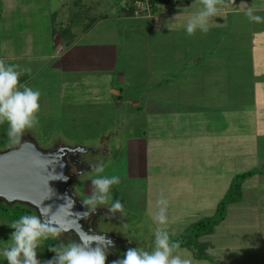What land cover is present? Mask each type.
<instances>
[{
  "label": "crops",
  "instance_id": "crops-1",
  "mask_svg": "<svg viewBox=\"0 0 264 264\" xmlns=\"http://www.w3.org/2000/svg\"><path fill=\"white\" fill-rule=\"evenodd\" d=\"M76 1L58 0L56 7L48 6L44 28L37 25L36 18L31 19L29 27L24 24L17 43L24 51L19 56L23 61L45 62L36 72L46 69L51 95L59 102L66 99L76 105L74 109L88 105L94 110L112 104L114 111L131 112L127 121L138 112H145L147 121L149 117L207 112L214 134L224 137H244L250 124L258 125L260 115L264 120V0H242L241 7H235L234 0H221L216 5L217 14L207 18V32L198 24L205 11L202 0H156L152 18L133 17L126 9L127 0ZM36 9L46 7H33L30 1L22 3L24 16ZM250 9L252 16L262 17L261 22L249 18L246 13ZM234 11L242 15L241 27L238 22L230 23ZM72 12H81L73 25ZM189 22L197 23L193 35L187 33ZM234 30L240 37L242 34L247 57L239 65L243 67V82L253 96V106H241L242 112H230ZM19 78H25L19 90L25 85L39 90L30 71L24 70ZM169 123L166 126L170 127ZM166 132L172 133L169 129ZM201 139L194 141L202 143ZM108 141L103 136L101 143L107 145ZM226 157L228 161L230 154ZM226 176L235 177L227 170ZM262 191L264 174L257 173L243 182L241 199L228 207L226 217L212 233L202 237L211 257L198 259L191 254L190 264H264Z\"/></svg>",
  "mask_w": 264,
  "mask_h": 264
},
{
  "label": "rangeland",
  "instance_id": "rangeland-1",
  "mask_svg": "<svg viewBox=\"0 0 264 264\" xmlns=\"http://www.w3.org/2000/svg\"><path fill=\"white\" fill-rule=\"evenodd\" d=\"M26 1L32 2L33 7L46 9H36L30 16L29 12L24 16L21 9L22 3ZM241 1L234 0V6L241 7ZM58 4V0H0V59L6 67L12 66L19 74L24 70L30 71L34 75L33 85L39 87L41 94L40 110L36 114L38 122L33 128L25 130L23 135L34 137L42 148H50L57 142L69 146H104L97 153L83 154L95 164L91 170L80 175L74 190L84 202L93 195H102L95 189L94 179L119 177V183L113 184L107 194L108 202L97 204L108 212V220L104 217L98 229L125 242V245H116L111 250L105 249L106 264L123 259L130 248L153 252L157 233L166 232L169 244H175L174 240L188 233L193 224L215 215L217 205L226 193L222 194L223 188L230 185L234 178L226 176V170L236 176L240 172L264 168V120L260 115L258 125L254 127L250 124L244 137L237 134L224 137L214 134L207 112H196V116L149 117V121L145 112H138L136 117L127 121L131 112L114 111L112 104L94 110L88 105L74 109L76 105L68 103L66 99L59 102V98L51 95V80L46 69L36 72L45 62L23 61L19 56L24 51L17 46L24 24L29 27L31 19L36 18L37 25L43 29L48 6L53 8ZM236 12L231 15L230 23L242 22V15ZM237 33L238 30L231 32L236 44L230 45V59L235 61L233 69L230 67V112H242L241 106H253L252 92L250 94V89L243 82V67L239 65V62L245 63L243 60L247 53L246 49L243 50L242 34L240 37ZM169 121L170 127L166 126ZM174 124L176 127L172 126ZM148 128L150 133H147ZM168 129L172 131L171 134L166 132ZM8 130L7 122L0 124V150L16 144L10 140ZM103 136L109 139L107 145L101 143ZM197 137H201L203 142L194 141ZM256 151L258 155H255ZM229 154L227 161L226 156ZM98 168L101 170L97 171ZM207 183L213 185L207 187ZM263 194L264 191L261 196ZM116 201L123 205L122 211H110ZM214 201H217V205L212 203ZM160 214L166 217L164 223L159 222ZM10 224L5 217L0 216V264H8L2 253L13 244L11 237L15 229ZM49 240L50 248L79 243L61 234L55 238L49 237ZM48 251L47 240H42L36 249L40 264H47L57 256L52 255L55 251H51V255ZM191 254L194 256L187 247L173 248L172 251V256L179 255L188 260L192 259Z\"/></svg>",
  "mask_w": 264,
  "mask_h": 264
},
{
  "label": "clouds",
  "instance_id": "clouds-1",
  "mask_svg": "<svg viewBox=\"0 0 264 264\" xmlns=\"http://www.w3.org/2000/svg\"><path fill=\"white\" fill-rule=\"evenodd\" d=\"M221 0H202L205 11L200 14L198 24L202 31L207 32V18L215 16L218 12L216 5ZM252 9L247 15L256 22H261L262 17L252 16ZM197 23L189 22L187 25L188 35H193ZM19 73L13 70L12 66H5L0 59V124L7 122L9 125L8 136L12 143H19L23 133L33 128L37 123L36 114L40 110V92L24 86L19 90ZM101 169H97L100 171ZM119 183L118 176L96 178L93 180L95 189L101 193L99 197L93 195L85 199L84 204L90 205L94 210L97 204L108 202V193L113 184ZM123 205L116 201L112 204L110 211H122ZM87 217L88 213L83 214ZM166 217L159 215V222L164 223ZM15 229L12 233L13 244L10 248L3 250L2 255L7 259L8 264H40L36 258V249L42 240L49 237L55 238L59 235L60 229L49 224L41 223L37 215H23L9 225ZM81 243H70L62 248H50L57 256L47 264H106V248L111 246V241L104 236L88 235L78 230ZM97 246L93 248L91 245ZM173 248H179V244H169L168 234H156V247L151 253L139 249L130 248L123 259L113 261V264H190V260L181 256H172ZM23 257V260H21Z\"/></svg>",
  "mask_w": 264,
  "mask_h": 264
},
{
  "label": "water",
  "instance_id": "water-1",
  "mask_svg": "<svg viewBox=\"0 0 264 264\" xmlns=\"http://www.w3.org/2000/svg\"><path fill=\"white\" fill-rule=\"evenodd\" d=\"M99 151L62 142L42 148L34 137L23 135L19 143L0 150V203H21L34 208L41 223L59 228V234L72 237L79 243L78 230H81L110 240L111 246L106 250L125 245L109 233L86 230L88 220L98 210L85 205L74 192V183L87 169L74 160L75 155ZM84 213H88L87 217Z\"/></svg>",
  "mask_w": 264,
  "mask_h": 264
},
{
  "label": "trees",
  "instance_id": "trees-1",
  "mask_svg": "<svg viewBox=\"0 0 264 264\" xmlns=\"http://www.w3.org/2000/svg\"><path fill=\"white\" fill-rule=\"evenodd\" d=\"M76 3L79 4L80 0H77ZM79 14H81V12H72V25L77 24ZM24 79L25 78H19V84ZM257 173L264 174V168L260 170L252 169L250 171H246L236 175L233 178L225 197L218 203L215 215L206 217L193 224L189 228L188 233L180 236L178 239H175L174 243H178L179 247H187L188 249L192 250L194 253L193 255L198 259H207V249L209 246L208 243L200 241V238L214 231L215 226L226 217L228 207L241 199L243 182L247 178L252 177ZM23 215H37V212L34 208L26 204L16 203L14 205H10L5 202L0 203V216L5 217L9 221V223L18 220ZM46 240L47 250H49L50 240L49 238ZM48 253L49 255H51L50 250L48 251ZM55 254L57 253L54 252V254L52 255Z\"/></svg>",
  "mask_w": 264,
  "mask_h": 264
},
{
  "label": "flooded vegetation",
  "instance_id": "flooded-vegetation-1",
  "mask_svg": "<svg viewBox=\"0 0 264 264\" xmlns=\"http://www.w3.org/2000/svg\"><path fill=\"white\" fill-rule=\"evenodd\" d=\"M106 152H108V151H106ZM105 152V153H106ZM87 153H89V152H87ZM92 153V152H91ZM83 154H85V153H78V154H76L75 155V157H74V160L77 162V163H79V164H82L83 166H85L84 168H87L86 169V171L84 172V173H86V172H88L89 170H91L92 169V166L95 164V163H93V162H91L90 160H88L87 158H85V156H83ZM83 173V174H84ZM82 175V174H81ZM80 176H78V178H79ZM78 178H77V180H78ZM77 180H76V182H77ZM75 182V183H76ZM74 183V184H75ZM73 187H74V185H73ZM74 192H75V190H74ZM76 193V192H75ZM77 194V193H76ZM78 196V195H77ZM80 199V198H79ZM87 206H89V207H91L90 205H87ZM97 210H98V213L97 214H95V215H93V216H91L90 217V219L88 220V222H87V224H86V230L88 231V232H99L100 230L98 229V225H99V223H100V221L104 218V217H106L105 218V220H108V216H107V214H108V212L104 209V208H102V207H98V206H96L95 207ZM109 214H111V213H109ZM100 232H102V231H100ZM63 236V235H62ZM68 238H72V237H69V236H67ZM73 239V238H72ZM74 240V239H73ZM75 241H77V240H75ZM78 242V241H77ZM97 245H94L93 246V248H95ZM112 248V247H111Z\"/></svg>",
  "mask_w": 264,
  "mask_h": 264
},
{
  "label": "built area",
  "instance_id": "built-area-1",
  "mask_svg": "<svg viewBox=\"0 0 264 264\" xmlns=\"http://www.w3.org/2000/svg\"><path fill=\"white\" fill-rule=\"evenodd\" d=\"M156 0H127L126 9L133 17L152 18L155 15Z\"/></svg>",
  "mask_w": 264,
  "mask_h": 264
}]
</instances>
